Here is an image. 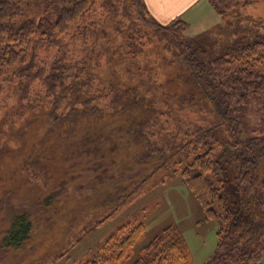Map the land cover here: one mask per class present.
Returning a JSON list of instances; mask_svg holds the SVG:
<instances>
[{"label": "trees", "instance_id": "1", "mask_svg": "<svg viewBox=\"0 0 264 264\" xmlns=\"http://www.w3.org/2000/svg\"><path fill=\"white\" fill-rule=\"evenodd\" d=\"M211 2L228 18L251 0ZM111 12L122 15V21L123 15L127 17L138 32L151 24L179 42L182 74L168 79V84L188 86L176 87L184 96L174 98L195 113L199 95L221 124L233 121L229 124L237 136L225 140L220 159L214 158L218 125L189 122L175 129L168 121L169 112L159 110L154 93L140 84H118L113 77L104 87H95L102 64L88 57L89 35L92 31L101 34L108 24H115ZM229 24L234 29L232 20ZM125 25H118L116 37L123 39ZM187 26L183 19L157 23L143 0H0V108L6 109L7 116L2 128L12 121L9 141L0 140V218L10 185L21 182L36 187L40 199L44 197L43 205L56 217L51 230L65 232L61 248L59 239L53 253L60 258L90 229L154 185L165 184V177L154 183L164 172L180 176L205 218L216 222L217 248L206 264H220L224 249L234 242L240 245L237 264H261L264 188L260 185L264 184L258 179L264 174V116L260 126L242 131L237 110L254 99L264 102V33L255 32L247 39L234 37L224 54L213 56L184 39ZM159 123L166 135L178 137L173 148L152 144L155 133L151 128ZM118 125L117 133L126 141L120 140L117 155L111 158L107 154L110 139L103 140L101 133ZM126 160L133 168L130 173L113 185L112 179L102 181ZM72 175L90 183L92 200L67 198L58 212L62 195L69 196V185L75 184ZM232 180L241 194L235 201L229 197ZM103 210L109 212L98 219L96 215ZM33 224L27 213L14 215L0 234L1 247H21L33 233ZM144 231L143 224L117 229L102 253L85 264H120ZM168 235L167 242L154 239L146 248L147 257L135 264H188L190 251L183 234Z\"/></svg>", "mask_w": 264, "mask_h": 264}, {"label": "rangeland", "instance_id": "2", "mask_svg": "<svg viewBox=\"0 0 264 264\" xmlns=\"http://www.w3.org/2000/svg\"><path fill=\"white\" fill-rule=\"evenodd\" d=\"M111 14L115 23L113 26L110 27L108 24L102 29L101 34L92 31V35H89L91 38L89 42L92 46L89 44L87 47L90 49L88 57L91 61L98 59L102 64L95 87H104L106 80L109 81L113 77H116L118 84L138 83L154 93L159 110L169 112L168 121H172L175 129L182 128L189 122L206 126L218 125L216 128L218 144L214 158L220 159L225 140L237 136V133L231 128L232 125L229 124H233V121L230 120L221 124L220 117L211 113L210 105L199 95L197 96L199 101L194 103L195 113H190V110L185 109V102H180L174 98V96H184L181 91H176V87L185 89L188 86L183 84L172 88V85L168 84V79L182 74L179 68L182 61L179 55L181 50L179 42L174 39L170 32L156 31V26L151 24L145 25L147 26L145 31L138 32L135 27L131 26V22L128 23L129 20L124 15L122 21V15L113 12ZM228 16L226 26H229V21L232 20L234 29L231 25L230 27L233 29L232 33H238L237 35L234 34L237 38L247 39L255 32L264 33V0H251L249 5L240 7L237 13H231ZM123 22L126 24L124 37L120 39V37H116L115 29L118 25H123ZM217 30L216 28L210 30L209 33L206 31L203 34H192L187 26L183 37L192 44L195 45L196 43L208 50L213 56L220 55L225 53L223 43L222 46L213 47L209 40L206 45H201L199 41V38L211 39ZM147 31L150 33L149 35ZM107 77L109 78L107 79ZM263 116L264 102L261 99H254L247 105H239L237 110V118L240 121L242 131H252L255 127L260 126ZM6 117V109L0 108V140L2 142L9 141V132L12 128V121L6 122L2 128V120H5ZM177 119L179 122H175ZM203 120H206V123ZM120 127L121 125L107 127V132L101 133L103 140L110 139L107 154L111 153V158L116 157L121 141H126V139H120L122 135L117 133V129L119 130ZM151 130L155 133L152 144L157 148L170 149L176 146L179 141L176 135H166L160 123L155 124ZM98 137L100 136L98 135ZM75 155H79V153L76 152ZM9 165L14 169L13 163L10 162ZM132 169L126 160L114 171V175H105L106 178L102 181L112 179L110 184H116L122 176L130 173ZM164 177L165 184L154 185L152 190L149 189L145 194H140L131 203L119 209L111 218L90 229L74 248L60 258L53 257V253L58 250L56 245L59 239V244L61 243V237L65 235V232L61 228L58 232L56 229L51 230L56 217L43 205L45 203L44 197L40 199L36 187L25 186L21 182L18 186L17 184L10 185L11 192L5 200L3 216L0 218V234L7 230L6 224L10 222L11 218L21 213L30 215L34 229L29 240L17 249L2 248L0 242V264H85L102 253L104 245L117 229L125 225L137 224H143L145 231L134 242L128 257L120 264H135L138 260L146 258L147 246L157 237H161L163 241L167 242L170 236L168 235L169 232L183 234V239L190 251L188 264H206L217 248L218 227L216 222L205 218L201 206L180 176H170L162 172L154 179V183L161 182ZM77 178V175L70 177L72 181H75V184L69 185L70 193H67L69 196L65 192L62 195L59 205L57 204L58 212L63 209V202H66L67 198L76 201L81 200L80 197L84 196V199L92 200V195L88 194L90 192L88 184L90 183L88 181L80 182ZM64 183L66 182L64 181ZM258 183L264 184V174L260 175ZM260 186L264 188V185ZM236 187L235 181L232 180L229 197L234 201L238 197L241 198ZM72 193L74 196H78L77 199L70 196ZM108 212L109 210H103L96 216L99 219ZM260 233L258 231L257 234ZM59 244L58 247L61 248L62 243ZM239 246L235 242L229 243L222 253L220 264H237L239 259L237 247Z\"/></svg>", "mask_w": 264, "mask_h": 264}, {"label": "crops", "instance_id": "3", "mask_svg": "<svg viewBox=\"0 0 264 264\" xmlns=\"http://www.w3.org/2000/svg\"><path fill=\"white\" fill-rule=\"evenodd\" d=\"M151 17L162 25H167L177 19H183L188 23V29L192 34H203L210 30L218 29L211 39H200L201 45H206L209 40L213 47L222 46L224 49L236 37L228 24V20L219 14L211 0H143ZM229 32H228V31ZM226 45V46H225ZM261 264H264V258Z\"/></svg>", "mask_w": 264, "mask_h": 264}]
</instances>
